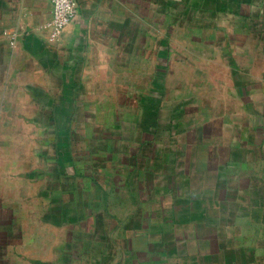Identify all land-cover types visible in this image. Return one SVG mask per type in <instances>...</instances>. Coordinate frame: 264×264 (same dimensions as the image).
<instances>
[{
    "label": "rangeland",
    "instance_id": "1",
    "mask_svg": "<svg viewBox=\"0 0 264 264\" xmlns=\"http://www.w3.org/2000/svg\"><path fill=\"white\" fill-rule=\"evenodd\" d=\"M184 5H166L163 42L156 24L150 27L147 74L80 73L62 106L54 90L53 105H34L25 91L20 105L3 107L0 226L15 224L43 240L63 211L66 224L101 228L84 237L112 239L116 264H264V219L251 217L252 201L233 193L226 203L198 196L190 202L194 182L196 190L205 189L201 183L208 189L218 176L235 189L239 155L217 154L222 164L209 158L212 167L231 162L229 171L203 170L205 118L221 107L223 93L207 72L211 40L221 29L207 23L221 13ZM121 59L116 66L125 65ZM231 108L236 113L235 103Z\"/></svg>",
    "mask_w": 264,
    "mask_h": 264
},
{
    "label": "crops",
    "instance_id": "2",
    "mask_svg": "<svg viewBox=\"0 0 264 264\" xmlns=\"http://www.w3.org/2000/svg\"><path fill=\"white\" fill-rule=\"evenodd\" d=\"M183 1L184 10L201 5L210 15L221 13L220 20L211 17L207 23L221 29L211 40L207 72L211 73L212 87L223 93L221 107H215L212 116L205 118L210 132L204 136L203 170L211 174H217L218 169L229 171L234 168L231 162L212 167L209 158L217 162V154L239 155L235 189L218 176L208 189L201 183L205 189L196 190L194 182L190 202L199 198L226 203L235 193L237 201L253 202L251 217L264 219V0H208L212 4L207 6L206 0ZM176 2L181 0H76L71 21L57 39L49 40L50 0H0V116L5 105H20L18 100L25 98V91L29 101L36 99L34 105H53V91L59 90L62 106L64 91L72 88L73 78L80 73L147 74L149 29L156 24L157 40L163 42L166 5ZM9 33H15L13 43ZM158 51L160 72L165 54L163 47ZM133 57L140 60L139 64L132 63ZM100 58L107 59L103 65L95 61ZM117 59H124L125 65L116 66ZM85 63H90L89 67ZM234 103L236 113L231 108ZM212 138L221 142L214 143ZM222 146L225 150L220 149ZM179 147L191 150L184 144ZM215 183L221 185L218 191L212 186H217ZM58 214L59 221L50 220L54 225L46 228L51 233L43 240L37 236L32 239L30 230L25 235L15 224L0 226V264H116L112 239L84 237L101 228L66 224L63 211Z\"/></svg>",
    "mask_w": 264,
    "mask_h": 264
},
{
    "label": "built area",
    "instance_id": "3",
    "mask_svg": "<svg viewBox=\"0 0 264 264\" xmlns=\"http://www.w3.org/2000/svg\"><path fill=\"white\" fill-rule=\"evenodd\" d=\"M51 16L48 21L49 40L57 39L62 29L71 21L76 11V0H50ZM10 42L13 43L15 33H9Z\"/></svg>",
    "mask_w": 264,
    "mask_h": 264
}]
</instances>
